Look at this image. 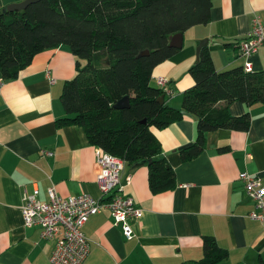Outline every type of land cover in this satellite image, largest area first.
<instances>
[{
	"label": "crops",
	"instance_id": "0c3cea01",
	"mask_svg": "<svg viewBox=\"0 0 264 264\" xmlns=\"http://www.w3.org/2000/svg\"><path fill=\"white\" fill-rule=\"evenodd\" d=\"M22 1L0 0V12ZM254 15L264 23V0H214L210 22L181 33V48L158 64L150 79L154 88L156 79L166 80L167 106L180 108L183 93L194 85L189 69L200 41L207 39L217 72L243 67L245 59L236 44L246 37ZM77 61L68 48L60 47L36 55L16 79L0 77V264H49L54 242L42 240L38 226L23 225L25 191L37 189L41 202L49 201V188L63 198H101L96 148L81 127L56 126L65 117L61 90L75 76ZM249 61L252 72L264 70V49ZM228 111L234 117L248 113V131L207 133L204 151L188 162L181 161L178 150L195 139L193 118L151 129L175 172V189L152 195L146 164H125L120 184L142 212L140 219L129 222L134 237L127 240L109 212L101 210L82 228L90 248L83 264H194L202 257L205 236L228 252V259L219 264H257L264 259V222L249 218L259 210L239 180L247 173L264 187V106L233 102ZM222 147L227 151L219 152Z\"/></svg>",
	"mask_w": 264,
	"mask_h": 264
},
{
	"label": "trees",
	"instance_id": "16d2710c",
	"mask_svg": "<svg viewBox=\"0 0 264 264\" xmlns=\"http://www.w3.org/2000/svg\"><path fill=\"white\" fill-rule=\"evenodd\" d=\"M213 1L40 0L23 11L0 12V77L14 80L36 55L68 48L78 61L75 76L63 84L60 103L65 117L56 126L81 127L90 146L128 166L146 164L152 195L171 191L175 172L151 129L193 118L195 139L178 150L181 161L188 162L204 151L207 133L248 131L249 114L234 117L229 104L264 106V70L247 73L237 67L217 72L207 46L189 69L194 85L183 93L180 108L160 103L165 93L150 85L153 69L178 50L169 46L170 38L208 24ZM79 60L85 64L80 66ZM125 97L128 108L116 109ZM220 102L223 106L217 105ZM227 259L228 252L205 236L202 257L194 264Z\"/></svg>",
	"mask_w": 264,
	"mask_h": 264
},
{
	"label": "built area",
	"instance_id": "2783aa9c",
	"mask_svg": "<svg viewBox=\"0 0 264 264\" xmlns=\"http://www.w3.org/2000/svg\"><path fill=\"white\" fill-rule=\"evenodd\" d=\"M240 55L245 59L243 69L252 72L249 59L259 49H264V23L254 15L250 22V30L246 37L237 44ZM51 83L54 80H50ZM159 89L170 93L166 89V80L156 79ZM46 156L52 154L42 152ZM96 184L101 193L100 199L84 194L77 197H60L53 188L48 189V202L38 200L39 191L23 193L21 216L25 227L38 226L40 238L54 242L53 252L49 264H83L89 255V243L82 233V228L88 219L101 210H107L112 224L120 226L122 235L131 240L134 237L129 224L141 217V210L135 206L133 199L123 192L121 176L125 161L111 156L100 149H95ZM239 180L244 186L246 195L254 201L257 213H250L249 218L264 222V187L259 179L247 173H241ZM129 184V181L126 182Z\"/></svg>",
	"mask_w": 264,
	"mask_h": 264
},
{
	"label": "water",
	"instance_id": "95a60500",
	"mask_svg": "<svg viewBox=\"0 0 264 264\" xmlns=\"http://www.w3.org/2000/svg\"><path fill=\"white\" fill-rule=\"evenodd\" d=\"M40 0H24L20 3L17 4H11L8 5L5 9L2 10V12H17V11H23L24 9H26L29 5L31 4H35L37 2H39ZM207 39H204L202 41H200L198 47L196 48V53L198 56L199 51L201 50V48L205 47L207 45ZM169 46L173 47V48H181L182 46V34H176L174 36H172L170 38V42H169ZM147 54L146 52L141 53V55H145ZM158 101L160 103L164 102V96L159 97ZM129 106V102L128 99L125 97L123 99H121L120 101L117 102V104L114 106L116 109H121V108H128ZM191 144L185 145L183 148H188L190 147Z\"/></svg>",
	"mask_w": 264,
	"mask_h": 264
}]
</instances>
